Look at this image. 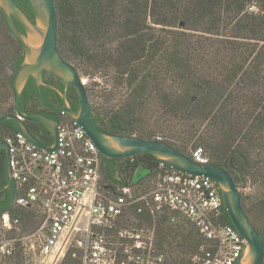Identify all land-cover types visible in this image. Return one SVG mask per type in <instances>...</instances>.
<instances>
[{
    "label": "trees",
    "instance_id": "trees-1",
    "mask_svg": "<svg viewBox=\"0 0 264 264\" xmlns=\"http://www.w3.org/2000/svg\"><path fill=\"white\" fill-rule=\"evenodd\" d=\"M14 2L33 18L23 0ZM53 3L59 56L85 74L99 72L104 77L114 71L117 87L128 91L117 106L110 107L111 91L101 95L97 109L90 105L102 133L155 141L154 134L161 133L166 123L167 128L183 125L194 130L192 138L201 123L205 132L193 148L204 147L208 164L224 169L238 190L247 178L262 180L264 186V0ZM22 59L21 46L0 12V116L13 113L10 84ZM29 101L30 95L23 93L25 113L32 112ZM30 124L25 122L29 131ZM16 132L11 121L1 122L0 142ZM31 133L41 141L43 133L49 134L45 128ZM180 140L183 146L161 142L190 157L191 139ZM157 166L158 161L148 154L124 159L102 156L101 183H130L137 168L145 172L148 183L156 176ZM5 185L4 152L0 151V189ZM9 201L8 192H1L0 210ZM240 201L261 236L264 264V193L249 209L246 197L240 196ZM30 214L23 215L29 223ZM223 223L233 227L224 206ZM29 228L27 224L25 231ZM199 244L195 229L184 217L169 212L157 219V248L164 264H189ZM11 264H24L23 255L17 254Z\"/></svg>",
    "mask_w": 264,
    "mask_h": 264
},
{
    "label": "built area",
    "instance_id": "built-area-1",
    "mask_svg": "<svg viewBox=\"0 0 264 264\" xmlns=\"http://www.w3.org/2000/svg\"><path fill=\"white\" fill-rule=\"evenodd\" d=\"M80 83L85 87L84 79ZM42 139L53 144L51 135ZM3 143L14 198L10 210H0V264L19 253L24 264H164L157 219L169 212L184 217L200 239L189 264H235L246 249V240L223 223L216 182L158 162L156 176L142 187L139 181L101 183L102 155L64 111L57 116L55 151L19 132L5 135ZM189 158L208 164L202 148ZM29 212L31 223L23 216Z\"/></svg>",
    "mask_w": 264,
    "mask_h": 264
},
{
    "label": "water",
    "instance_id": "water-1",
    "mask_svg": "<svg viewBox=\"0 0 264 264\" xmlns=\"http://www.w3.org/2000/svg\"><path fill=\"white\" fill-rule=\"evenodd\" d=\"M23 1L32 13L33 20L19 9L14 0H0V12L12 36L23 51V60L14 73L10 84L13 95V113L0 116V123L6 120L11 121L17 132L29 142L49 152L55 151L56 121L42 115L25 113L21 109V95L28 78L32 79L36 96L45 104L40 86L42 85V73L47 72L65 87L71 86L76 90L78 96L77 109L68 106L63 98L62 105L57 110L66 112L83 128L102 156L109 159H124L139 154H148L158 162L164 163L171 170L206 177L216 182L223 206L233 227L247 243L245 251L235 264H262L263 243L261 236L244 214L239 191L231 176L216 165L198 164L163 142L102 133L95 123L85 88L80 84L76 71L72 66L65 63L57 52V23L53 0ZM18 26L23 32L19 30ZM24 122L34 123L45 128L52 136L53 144L51 146L42 144L28 131ZM0 151L4 152V175L6 179V185L0 189V193L6 191L10 198L8 206L1 211L5 212L10 210L14 195L8 148L3 142H0Z\"/></svg>",
    "mask_w": 264,
    "mask_h": 264
},
{
    "label": "rangeland",
    "instance_id": "rangeland-1",
    "mask_svg": "<svg viewBox=\"0 0 264 264\" xmlns=\"http://www.w3.org/2000/svg\"><path fill=\"white\" fill-rule=\"evenodd\" d=\"M77 69L78 70L76 71L78 75L80 76V78L86 81L85 89L87 90L88 101H89V104L94 109H97L99 104L102 103L103 98H101V95H106V94L108 95L110 91L112 94H114L113 99L110 102V107H112V106H117L118 99L124 98L125 95H127L128 93V91L124 87L123 88L117 87V84L114 80V71H111V72L109 71V73L103 77L104 75L103 73L88 72L87 74H85V72H83V69H81L80 67H77ZM9 103L11 104L12 100H10ZM151 117H153V119L149 121L150 125L154 124V116H151ZM163 125H164V129H162L161 133L156 132L154 134L155 138L160 137L164 140H168L171 143L175 144L176 146H183V144L180 142L181 141L180 139H185L186 141H189L191 139V142L187 147V153L189 155L194 149H197V148H202L203 151L205 152L203 146H198V147L193 148L194 147L193 144H196V145L199 144L198 138L203 137V134L205 132L204 130L205 125L199 123L197 125V132H195V135H193L192 138L191 136L194 133L193 132L194 130L189 129L188 127H185L183 125L175 126L174 128L168 127L171 130L170 132L168 128L166 127V123ZM144 175H145V172L142 169L137 168L134 172L131 182L137 183L139 181V184L141 185V187L144 186L146 183V179L143 178ZM246 181H247L246 184L240 187L238 191L240 193V196H242L243 198L246 197V208L249 209L258 198L263 197L264 186H263L262 180L261 181L257 180L256 182H254L251 178H247ZM254 224L256 227H259V228L261 227L260 222L254 221ZM26 243L30 245L29 240H27ZM28 256L31 258V254ZM29 257H27L28 260L30 259Z\"/></svg>",
    "mask_w": 264,
    "mask_h": 264
},
{
    "label": "flooded vegetation",
    "instance_id": "flooded-vegetation-1",
    "mask_svg": "<svg viewBox=\"0 0 264 264\" xmlns=\"http://www.w3.org/2000/svg\"><path fill=\"white\" fill-rule=\"evenodd\" d=\"M31 20H33V18ZM18 28L21 32H23L19 26H18ZM64 62L69 64L66 61H64ZM69 65L72 66L71 64H69ZM73 69L76 71V69L74 67H73ZM76 73H77V71H76ZM77 75H78V73H77ZM78 77H79V82H80V76L78 75ZM29 86L31 87V92L29 91V89H30ZM26 88L28 89V92L26 91ZM85 91H86V89H85ZM40 92H41V95H42L43 100H44L46 105L43 104L38 99V97L36 96V93L34 91V88H33L32 79L28 78V80L25 83V86L23 88L22 94L25 93V95L26 94L30 95V101L28 102L29 107H31V110H32V112H30V114H36V115H42V116L48 117L52 120H55L57 123V116H58V113L60 112L57 109L62 105L63 98L66 101L67 105L70 106L71 108L77 109V107H78V96H77L76 90L71 86L65 87L64 85H62L58 80H56L53 76H51L47 72L42 73V85L40 86ZM86 95H87V91H86ZM87 99H88V96H87ZM28 127H29L31 132H33L35 130L36 131H42L43 130L42 126L34 124V123H31ZM48 135H50V134H48ZM42 136H47V134L43 133Z\"/></svg>",
    "mask_w": 264,
    "mask_h": 264
}]
</instances>
